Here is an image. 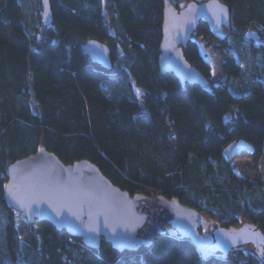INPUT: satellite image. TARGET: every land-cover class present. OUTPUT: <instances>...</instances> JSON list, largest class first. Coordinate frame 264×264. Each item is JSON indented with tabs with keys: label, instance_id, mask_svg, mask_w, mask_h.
Wrapping results in <instances>:
<instances>
[{
	"label": "trees",
	"instance_id": "16d2710c",
	"mask_svg": "<svg viewBox=\"0 0 264 264\" xmlns=\"http://www.w3.org/2000/svg\"><path fill=\"white\" fill-rule=\"evenodd\" d=\"M49 1L47 26L43 0L31 21L24 0H0V264H264L253 246L205 260L168 229L138 252L105 241L90 249L48 222L17 219L3 192L9 166L45 148L68 166L93 163L132 196L178 199L217 227L253 224L264 234V175L250 180L225 155L245 140L254 163L264 159V0H220L231 10L230 38L200 23L198 36L216 43L229 80L211 83L212 65L192 40L184 54L206 88L160 70L166 0ZM192 1L206 0H172L178 9ZM251 31L260 35L252 48L259 76L238 92L232 80L243 67L230 46L250 42ZM91 40L111 48L112 71L85 53Z\"/></svg>",
	"mask_w": 264,
	"mask_h": 264
},
{
	"label": "water",
	"instance_id": "95a60500",
	"mask_svg": "<svg viewBox=\"0 0 264 264\" xmlns=\"http://www.w3.org/2000/svg\"><path fill=\"white\" fill-rule=\"evenodd\" d=\"M42 5L43 19L50 26V1L43 0ZM231 19L230 8L220 0L192 1L182 10L166 0L158 60L161 72L173 74L182 85L209 87V80L186 59L184 48L201 22L218 37L231 26ZM248 38L259 41L260 35L251 31ZM84 51L93 63L113 70L112 50L107 44L91 40ZM254 151L250 143L238 140L225 149V155L235 160ZM3 192L6 206L17 213V219H25L29 226L35 221L48 222L81 239L90 249H100L105 241L118 252H138L151 248L156 237L168 229L191 241L205 260L216 254L228 256L245 246H253L264 258V234L259 226L218 227L208 235L203 232L206 217L180 200L132 196L115 186L93 163L84 160L68 166L45 148L9 166Z\"/></svg>",
	"mask_w": 264,
	"mask_h": 264
},
{
	"label": "rangeland",
	"instance_id": "374dc122",
	"mask_svg": "<svg viewBox=\"0 0 264 264\" xmlns=\"http://www.w3.org/2000/svg\"><path fill=\"white\" fill-rule=\"evenodd\" d=\"M25 8L27 12H25L26 17L29 21L33 20L37 14H39V0H24ZM42 5V3H41ZM187 6L186 4L181 5L180 10L184 9ZM43 8V5L41 6ZM41 12V11H40ZM43 17V10L41 12ZM221 39H226L231 37V32L228 29L224 30V32L219 36ZM193 40L199 44L201 52L205 59L212 65L213 76L211 83L217 84L220 82H228L229 80L223 75L221 66L223 63V55L217 49L216 43H210L209 40L201 38L198 36L197 32L193 35ZM251 40V39H249ZM260 44V41H250L245 45L236 46L235 44H231L230 50L234 51L237 56L239 63L243 67L242 75L237 78L236 80H232V83L236 85V89L238 92H242L245 89V85L247 81L253 76H259L261 58L259 56H254L252 52L253 46H257ZM137 89H139L140 94H142V90L137 87L136 85L133 86V90L136 93ZM120 90L123 92V89L120 87ZM232 161V168L236 170L239 174L249 178L252 181H258L263 178L264 175V159L258 164L254 163L252 158L248 155H242L237 157L235 160ZM216 226L215 224L211 223L208 219H206V225L208 230V235L212 234V230L209 229V225ZM205 228V227H204ZM204 232V231H203ZM207 234V232H204Z\"/></svg>",
	"mask_w": 264,
	"mask_h": 264
},
{
	"label": "flooded vegetation",
	"instance_id": "af4514ba",
	"mask_svg": "<svg viewBox=\"0 0 264 264\" xmlns=\"http://www.w3.org/2000/svg\"><path fill=\"white\" fill-rule=\"evenodd\" d=\"M213 228L217 229L216 226H213V227H212L211 224H210V225H209V229L212 230ZM203 231H204V232H207V234H208L207 225H205V228H203ZM209 235H210V234H209ZM246 247H247V246H246ZM248 247H250V246H248Z\"/></svg>",
	"mask_w": 264,
	"mask_h": 264
},
{
	"label": "snow or ice",
	"instance_id": "6c2138e0",
	"mask_svg": "<svg viewBox=\"0 0 264 264\" xmlns=\"http://www.w3.org/2000/svg\"><path fill=\"white\" fill-rule=\"evenodd\" d=\"M136 94H137V95H139V94H140V91H139V89H137V92H136Z\"/></svg>",
	"mask_w": 264,
	"mask_h": 264
}]
</instances>
